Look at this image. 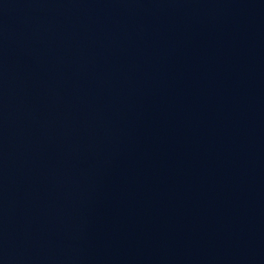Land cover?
I'll use <instances>...</instances> for the list:
<instances>
[{
  "label": "water",
  "instance_id": "obj_1",
  "mask_svg": "<svg viewBox=\"0 0 264 264\" xmlns=\"http://www.w3.org/2000/svg\"><path fill=\"white\" fill-rule=\"evenodd\" d=\"M0 264H264V0H0Z\"/></svg>",
  "mask_w": 264,
  "mask_h": 264
}]
</instances>
